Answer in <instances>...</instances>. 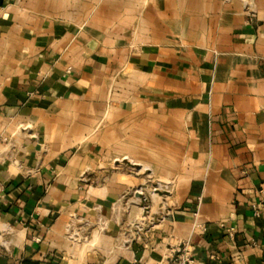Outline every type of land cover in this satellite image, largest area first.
I'll return each instance as SVG.
<instances>
[{
	"label": "crops",
	"instance_id": "obj_1",
	"mask_svg": "<svg viewBox=\"0 0 264 264\" xmlns=\"http://www.w3.org/2000/svg\"><path fill=\"white\" fill-rule=\"evenodd\" d=\"M124 161L170 188L157 213ZM183 241L264 264V0H0V264H182Z\"/></svg>",
	"mask_w": 264,
	"mask_h": 264
},
{
	"label": "rangeland",
	"instance_id": "obj_2",
	"mask_svg": "<svg viewBox=\"0 0 264 264\" xmlns=\"http://www.w3.org/2000/svg\"><path fill=\"white\" fill-rule=\"evenodd\" d=\"M140 168H141V166H139V165H134V164H131L127 161H124L122 163V166L120 167V171L122 173L128 175L130 180H131L132 186L130 189V196H133L134 191L138 190L139 188H142V187L146 188L144 190L142 189L143 193H141L139 195V197H141V200H142L143 213L145 215H150L148 213V211H150V213H152L154 211L155 212L159 211L158 204L153 202L154 198L158 197V195H161L162 197H167L168 196L167 191L170 190V188L169 187H163V186L162 187L156 186V190H153V183L158 181L157 180L158 176H156V174H151L147 170L140 169ZM155 192H157L159 194H154ZM156 199H158V198H156ZM147 221H150V220H148V219L143 220L142 218H140L138 220V218H137V219H135V221L131 220L130 221L131 224L128 227L132 228V229L135 228L134 231H137L138 226L141 227V224H146ZM135 235H136V233H135Z\"/></svg>",
	"mask_w": 264,
	"mask_h": 264
},
{
	"label": "built area",
	"instance_id": "obj_3",
	"mask_svg": "<svg viewBox=\"0 0 264 264\" xmlns=\"http://www.w3.org/2000/svg\"><path fill=\"white\" fill-rule=\"evenodd\" d=\"M255 214H258V207L255 206V210H254ZM229 230H233V227H230ZM188 248H189V242L187 241H183L181 246L177 249V251L180 252L179 257H178V261L181 262L182 264H192L193 259L190 257L189 252H188ZM23 264V263H21Z\"/></svg>",
	"mask_w": 264,
	"mask_h": 264
},
{
	"label": "bare ground",
	"instance_id": "obj_4",
	"mask_svg": "<svg viewBox=\"0 0 264 264\" xmlns=\"http://www.w3.org/2000/svg\"><path fill=\"white\" fill-rule=\"evenodd\" d=\"M130 162H131V161H130ZM131 163H132V162H131ZM144 169H145V168H144ZM147 171H148V170H147ZM158 189H159V188H158ZM137 191H138L139 193H142V189H139V190H137ZM139 193H138V194H139ZM136 198H137V197H136ZM140 198H141V197H140ZM137 203H138V202H137ZM144 210H145V209H144ZM154 212H155V211H154ZM154 212H153V213H154ZM156 213H157V211H156ZM156 213H155V214H156ZM146 216H147V215H146ZM149 216H150V215H149ZM153 216H154V215H153ZM154 217H156V216H154ZM154 217H152V218H154ZM149 218H150V217H149ZM142 219H143V218H142ZM138 220H139V219H138ZM143 220H144V219H143ZM142 223H143V222H142ZM142 225H143V224H142ZM141 227H142V226H141Z\"/></svg>",
	"mask_w": 264,
	"mask_h": 264
}]
</instances>
